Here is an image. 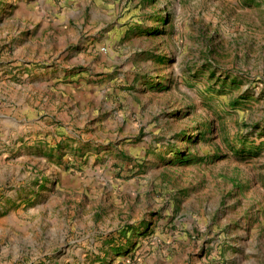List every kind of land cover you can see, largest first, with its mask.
<instances>
[{
    "label": "rangeland",
    "instance_id": "1",
    "mask_svg": "<svg viewBox=\"0 0 264 264\" xmlns=\"http://www.w3.org/2000/svg\"><path fill=\"white\" fill-rule=\"evenodd\" d=\"M0 264H264V0H0Z\"/></svg>",
    "mask_w": 264,
    "mask_h": 264
}]
</instances>
